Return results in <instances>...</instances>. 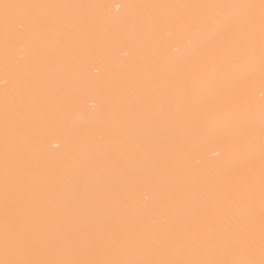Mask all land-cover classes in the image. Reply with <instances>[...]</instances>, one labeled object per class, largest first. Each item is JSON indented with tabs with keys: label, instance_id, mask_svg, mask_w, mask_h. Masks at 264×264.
Listing matches in <instances>:
<instances>
[{
	"label": "snow or ice",
	"instance_id": "snow-or-ice-1",
	"mask_svg": "<svg viewBox=\"0 0 264 264\" xmlns=\"http://www.w3.org/2000/svg\"><path fill=\"white\" fill-rule=\"evenodd\" d=\"M112 7L0 0V264H264V0Z\"/></svg>",
	"mask_w": 264,
	"mask_h": 264
},
{
	"label": "bare ground",
	"instance_id": "bare-ground-1",
	"mask_svg": "<svg viewBox=\"0 0 264 264\" xmlns=\"http://www.w3.org/2000/svg\"><path fill=\"white\" fill-rule=\"evenodd\" d=\"M40 2L49 3H107L113 5L108 11L113 15H119L123 10H117L115 5L125 3H219L228 2V0H40ZM130 51L129 49H121L119 55L124 52ZM3 87L2 74H0V88ZM82 103L91 110V106L96 103L94 96H86L83 98ZM46 149L51 154H57L64 150V140L58 134L50 135L46 140ZM220 151V147L213 143H207L202 151V158L206 161L217 159L216 153Z\"/></svg>",
	"mask_w": 264,
	"mask_h": 264
}]
</instances>
